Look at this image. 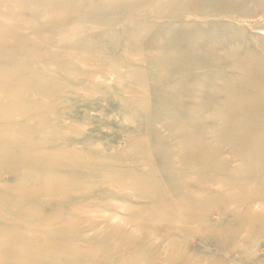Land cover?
Wrapping results in <instances>:
<instances>
[{
  "label": "rangeland",
  "instance_id": "obj_1",
  "mask_svg": "<svg viewBox=\"0 0 264 264\" xmlns=\"http://www.w3.org/2000/svg\"><path fill=\"white\" fill-rule=\"evenodd\" d=\"M0 264H264V0H0Z\"/></svg>",
  "mask_w": 264,
  "mask_h": 264
}]
</instances>
